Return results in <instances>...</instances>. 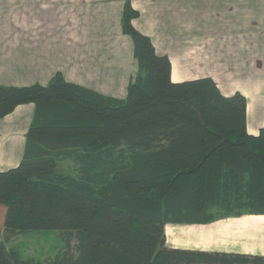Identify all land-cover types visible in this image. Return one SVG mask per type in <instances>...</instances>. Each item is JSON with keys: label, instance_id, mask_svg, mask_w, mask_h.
I'll use <instances>...</instances> for the list:
<instances>
[{"label": "trees", "instance_id": "16d2710c", "mask_svg": "<svg viewBox=\"0 0 264 264\" xmlns=\"http://www.w3.org/2000/svg\"><path fill=\"white\" fill-rule=\"evenodd\" d=\"M138 75L124 99L67 82L0 85V119L32 104L20 164L0 172V264H264V256L170 248L169 225L264 217V129L250 135L245 96L212 79L172 81V63L133 22ZM73 163L76 174L60 170ZM57 233L64 249L44 262L13 244Z\"/></svg>", "mask_w": 264, "mask_h": 264}, {"label": "crops", "instance_id": "0c3cea01", "mask_svg": "<svg viewBox=\"0 0 264 264\" xmlns=\"http://www.w3.org/2000/svg\"><path fill=\"white\" fill-rule=\"evenodd\" d=\"M127 1L174 83L209 78L226 97L242 94L249 134L264 129V0H0V85L46 86L60 73L124 99L138 69L122 31ZM34 112L24 105L0 119V172L20 164ZM6 212L0 205V230Z\"/></svg>", "mask_w": 264, "mask_h": 264}, {"label": "rangeland", "instance_id": "374dc122", "mask_svg": "<svg viewBox=\"0 0 264 264\" xmlns=\"http://www.w3.org/2000/svg\"><path fill=\"white\" fill-rule=\"evenodd\" d=\"M138 75V69L134 73ZM60 170L76 174L77 167L70 162L60 164ZM166 245L170 248L243 252L264 255V217L244 215L221 218L203 226L169 225ZM166 233V232H165ZM25 257L44 262L64 249L57 233L32 232L23 235L13 244Z\"/></svg>", "mask_w": 264, "mask_h": 264}, {"label": "bare ground", "instance_id": "6f19581e", "mask_svg": "<svg viewBox=\"0 0 264 264\" xmlns=\"http://www.w3.org/2000/svg\"><path fill=\"white\" fill-rule=\"evenodd\" d=\"M168 231H170V229H169V228H167V230H166V235H169Z\"/></svg>", "mask_w": 264, "mask_h": 264}]
</instances>
